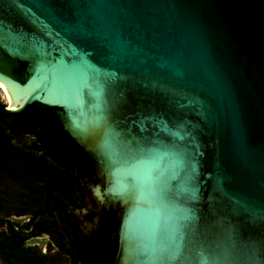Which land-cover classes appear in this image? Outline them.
Masks as SVG:
<instances>
[{"label": "water", "instance_id": "water-1", "mask_svg": "<svg viewBox=\"0 0 264 264\" xmlns=\"http://www.w3.org/2000/svg\"><path fill=\"white\" fill-rule=\"evenodd\" d=\"M0 87L95 200L79 264H264V0H0ZM129 149L179 176L134 197Z\"/></svg>", "mask_w": 264, "mask_h": 264}, {"label": "flooded vegetation", "instance_id": "flooded-vegetation-1", "mask_svg": "<svg viewBox=\"0 0 264 264\" xmlns=\"http://www.w3.org/2000/svg\"><path fill=\"white\" fill-rule=\"evenodd\" d=\"M0 104L7 106L3 95ZM21 146L24 141L0 122V213L14 215L11 221L28 237L27 244L46 256L40 264H65L66 258L79 264L73 235L85 234L95 200L74 172Z\"/></svg>", "mask_w": 264, "mask_h": 264}, {"label": "trees", "instance_id": "trees-1", "mask_svg": "<svg viewBox=\"0 0 264 264\" xmlns=\"http://www.w3.org/2000/svg\"><path fill=\"white\" fill-rule=\"evenodd\" d=\"M12 217V214L0 213V264H40L46 256L27 244L28 237L15 227L17 222L11 221ZM61 252L67 254V251ZM65 264H70L67 258Z\"/></svg>", "mask_w": 264, "mask_h": 264}, {"label": "snow or ice", "instance_id": "snow-or-ice-1", "mask_svg": "<svg viewBox=\"0 0 264 264\" xmlns=\"http://www.w3.org/2000/svg\"><path fill=\"white\" fill-rule=\"evenodd\" d=\"M150 154H144L140 150L129 149L121 154L118 163L126 168L127 176L131 183L129 186L130 193L136 197L139 193L141 182L146 190L150 193L161 194L169 180H175L179 176L178 171H172L169 175H165L161 171L159 164L146 169L143 174L139 171V165L142 159H148Z\"/></svg>", "mask_w": 264, "mask_h": 264}, {"label": "bare ground", "instance_id": "bare-ground-1", "mask_svg": "<svg viewBox=\"0 0 264 264\" xmlns=\"http://www.w3.org/2000/svg\"><path fill=\"white\" fill-rule=\"evenodd\" d=\"M0 90H1V92H3L2 94L5 95V99H7L5 92L3 91V89L1 87H0Z\"/></svg>", "mask_w": 264, "mask_h": 264}, {"label": "rangeland", "instance_id": "rangeland-1", "mask_svg": "<svg viewBox=\"0 0 264 264\" xmlns=\"http://www.w3.org/2000/svg\"><path fill=\"white\" fill-rule=\"evenodd\" d=\"M0 95L2 96L3 94H2V92H1V90H0ZM4 96V95H3Z\"/></svg>", "mask_w": 264, "mask_h": 264}]
</instances>
